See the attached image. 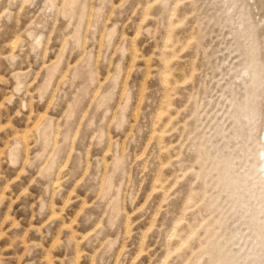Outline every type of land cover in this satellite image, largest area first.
<instances>
[{
  "label": "rangeland",
  "instance_id": "374dc122",
  "mask_svg": "<svg viewBox=\"0 0 264 264\" xmlns=\"http://www.w3.org/2000/svg\"><path fill=\"white\" fill-rule=\"evenodd\" d=\"M263 163L264 0H0V264H264Z\"/></svg>",
  "mask_w": 264,
  "mask_h": 264
},
{
  "label": "bare ground",
  "instance_id": "6f19581e",
  "mask_svg": "<svg viewBox=\"0 0 264 264\" xmlns=\"http://www.w3.org/2000/svg\"><path fill=\"white\" fill-rule=\"evenodd\" d=\"M55 68H56V67H55ZM56 69H57V68H56ZM56 69H55V70H56ZM55 72H56V71H55ZM53 73H54V72H53ZM51 75H53V74H51ZM42 131H43V130H42ZM42 131H41V134L44 132V131H43V132H42ZM42 135H44V134H42ZM24 141H27V140H24ZM24 141H23V142H24ZM117 160H118V159H117ZM118 162H119V161H118ZM118 164H119V163H118ZM115 165H116V164H114V166H115ZM262 168H263V169H262V170H263L262 172H263V174H264V163H263V165H262ZM107 181H108V180H107ZM109 181H111V180H109ZM104 183H105V182H104ZM109 183H110V182H109ZM111 183H112V182H111ZM106 184H107V182H106ZM107 185H108V184H107ZM108 187H109V186H108ZM109 188H110V187H109ZM109 188H108V189H109ZM107 191H108V190H106V193H107ZM156 191H157V190H156ZM114 206H115V205H114ZM116 209H117V208H116ZM112 210H113V209H112ZM51 216H52V215H51ZM54 216H55V215H54ZM54 216H53V217H54ZM22 241H23V240H22ZM47 255H48V254H47Z\"/></svg>",
  "mask_w": 264,
  "mask_h": 264
}]
</instances>
